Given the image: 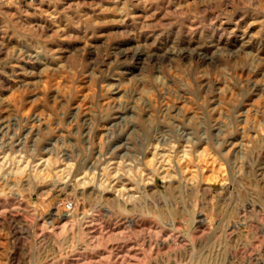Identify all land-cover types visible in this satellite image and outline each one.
<instances>
[{
    "label": "rangeland",
    "instance_id": "1",
    "mask_svg": "<svg viewBox=\"0 0 264 264\" xmlns=\"http://www.w3.org/2000/svg\"><path fill=\"white\" fill-rule=\"evenodd\" d=\"M75 262L264 264V0H0V264Z\"/></svg>",
    "mask_w": 264,
    "mask_h": 264
},
{
    "label": "bare ground",
    "instance_id": "2",
    "mask_svg": "<svg viewBox=\"0 0 264 264\" xmlns=\"http://www.w3.org/2000/svg\"><path fill=\"white\" fill-rule=\"evenodd\" d=\"M47 28V27H46ZM26 46V45H25ZM136 46V45H135ZM117 47V46H116ZM24 49H26V48H24ZM123 49V48H122ZM138 49V48H137ZM117 50V49H116ZM31 51V50H30ZM139 52V51H138ZM143 52V51H142ZM29 53H31V52H29ZM27 54V53H26ZM129 55V54H128ZM145 55H147V54H145ZM126 56V55H125ZM27 57V56H26ZM39 58H40V56H38ZM129 57V56H128ZM137 57V56H136ZM107 60V59H106ZM33 65V64H32ZM107 72V71H106ZM110 81V80H109ZM256 88H257V86H256ZM255 88V89H256ZM117 113V112H116ZM117 115V114H116ZM120 116V115H119ZM123 116V115H122ZM14 121V120H13ZM4 122V121H3ZM3 125V124H2ZM1 125V126H2ZM14 125V124H13ZM122 137V136H121ZM155 138V137H154ZM119 139V138H118ZM153 139V138H152ZM154 140V139H153ZM162 140V139H161ZM160 140V141H161ZM118 141V140H117ZM163 141V140H162ZM178 144V143H177ZM181 147V146H180ZM99 148V147H98ZM97 149V148H96ZM126 149V148H125ZM163 149V148H162ZM124 150V149H123ZM154 150V149H153ZM164 150V149H163ZM159 151V150H158ZM167 151V150H166ZM153 152V151H152ZM168 152V151H167ZM5 153H7V152H5ZM98 153V152H97ZM165 153V152H164ZM180 154H181V152H180ZM97 155V154H96ZM150 155V154H149ZM65 156V155H64ZM183 156V155H182ZM27 157V156H26ZM119 157V156H118ZM180 157H181V155H180ZM28 158V157H27ZM167 159V158H166ZM159 160V159H158ZM36 161V160H35ZM37 162V161H36ZM38 162H39V160H38ZM71 162V161H70ZM23 164H25V163H23ZM23 164H22V166H23ZM34 164H35V162H34ZM6 165V164H5ZM104 165V164H103ZM36 166V165H35ZM63 167V166H62ZM161 168V167H160ZM75 169V168H74ZM114 171V170H113ZM143 172V171H142ZM145 172V171H144ZM142 174V173H141ZM175 174V173H174ZM127 175V174H126ZM130 175V174H129ZM67 177V176H66ZM131 177V176H130ZM104 178V177H103ZM123 181V180H122ZM82 183V182H81ZM213 185V184H212ZM123 186V185H122ZM129 186V185H128ZM150 187V186H149ZM151 190V189H150ZM89 191V190H88ZM14 195V194H13ZM17 195V194H16ZM5 201V200H4ZM14 201V200H13ZM106 203V202H105ZM247 207V206H246ZM81 208V207H80ZM249 208V207H248ZM106 210V209H105ZM242 211V210H241ZM104 212V211H103ZM242 214V213H241ZM100 215V214H99ZM203 215V214H202ZM102 217V216H101ZM62 218V217H61ZM95 219V218H94ZM98 220V219H97ZM233 220V219H232ZM120 221H122V220H120ZM91 222H94V221H90V223ZM201 222V221H200ZM61 223V222H60ZM199 223V222H198ZM197 224V223H196ZM234 224V223H233ZM94 227V226H93ZM50 228V227H49ZM236 228V227H235ZM58 229V228H57ZM93 229V228H92ZM232 229V228H231ZM59 230V229H58ZM96 231V230H95ZM230 231V230H229ZM103 232V231H102ZM112 233V232H111ZM88 234H90V233H88ZM107 234V233H106ZM94 235V234H93ZM101 236V235H100ZM172 238H174V237H172ZM169 240V239H168ZM171 241V240H170ZM79 246V245H78ZM125 246V245H124ZM119 247V246H118ZM120 248H121V246H120ZM165 248V247H164ZM121 250H122V248H121ZM100 252V251H99ZM120 252V251H119ZM125 252V251H124ZM116 253H118V252H116ZM127 253H128V251H127ZM126 253V254H127ZM79 254V253H78ZM81 254V253H80ZM132 254V253H131ZM105 255V254H104ZM118 255V254H117ZM124 256V255H123ZM88 257V256H87ZM96 257V256H95ZM126 257V256H125ZM132 257V256H131ZM138 257V256H137ZM73 258V257H72ZM76 258V257H75ZM93 258V257H92ZM98 258H101V257H98ZM122 258V257H121ZM114 259V258H113ZM101 260V259H100ZM77 261V260H76ZM82 261V260H81ZM85 261H86V259H85ZM95 261V260H94ZM99 261V260H98ZM127 261V260H126ZM131 261V260H130ZM79 262V261H78ZM103 262V261H102ZM128 262V261H127ZM135 262V261H134ZM133 262V263H134ZM70 263V262H69ZM125 263V262H124ZM74 264V263H73ZM75 264H76V262H75ZM84 264H85V262H84ZM130 264H132V263H130Z\"/></svg>",
    "mask_w": 264,
    "mask_h": 264
},
{
    "label": "built area",
    "instance_id": "3",
    "mask_svg": "<svg viewBox=\"0 0 264 264\" xmlns=\"http://www.w3.org/2000/svg\"><path fill=\"white\" fill-rule=\"evenodd\" d=\"M67 207H68L69 209H72L73 204L69 202V203L67 204Z\"/></svg>",
    "mask_w": 264,
    "mask_h": 264
}]
</instances>
